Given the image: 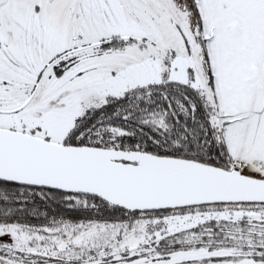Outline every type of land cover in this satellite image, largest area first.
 <instances>
[{
  "label": "snow or ice",
  "instance_id": "snow-or-ice-1",
  "mask_svg": "<svg viewBox=\"0 0 264 264\" xmlns=\"http://www.w3.org/2000/svg\"><path fill=\"white\" fill-rule=\"evenodd\" d=\"M0 264H264V0H0Z\"/></svg>",
  "mask_w": 264,
  "mask_h": 264
}]
</instances>
